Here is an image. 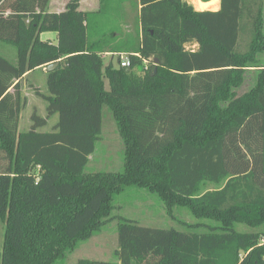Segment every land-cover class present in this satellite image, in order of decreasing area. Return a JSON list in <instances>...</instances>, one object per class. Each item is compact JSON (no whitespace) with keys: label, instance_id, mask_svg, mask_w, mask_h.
<instances>
[{"label":"trees","instance_id":"1","mask_svg":"<svg viewBox=\"0 0 264 264\" xmlns=\"http://www.w3.org/2000/svg\"><path fill=\"white\" fill-rule=\"evenodd\" d=\"M48 4L0 0V42L16 53L13 62L0 55V264H57L112 220L113 197L129 187L154 194L169 218L185 207L196 221L183 232L118 217L115 260L72 264H264V0H220L215 12L137 0L136 38L112 32L93 43L79 0L60 13ZM245 22L251 39L240 52ZM46 32L55 44L40 39ZM55 63L48 95L35 89L46 118L34 110L19 132L20 80ZM103 106L120 132L123 169L86 173ZM54 115L51 132L37 131ZM205 183L222 186L198 194Z\"/></svg>","mask_w":264,"mask_h":264},{"label":"rangeland","instance_id":"2","mask_svg":"<svg viewBox=\"0 0 264 264\" xmlns=\"http://www.w3.org/2000/svg\"><path fill=\"white\" fill-rule=\"evenodd\" d=\"M185 1L189 2V4L195 9L191 4L192 0ZM119 2L120 0H108L103 3L100 12L97 11L87 14L89 43L95 42L102 36L110 38L112 32H116L120 35L128 32L133 37H137L139 30L137 0H125V5H120ZM213 5L214 3H210V6ZM197 7L198 6H196V8ZM45 37V34H43L40 39L45 40ZM250 39V23L245 22L242 24V31L239 38L238 50L240 52L246 50ZM104 44L106 43H102V45ZM3 46L9 47L12 49L13 53H15L12 46L4 44ZM186 49L194 50L196 49V45H188L186 46ZM110 59L111 56H104V64H107ZM9 60L13 62L12 60L14 59L12 58ZM116 60V56H113L112 62L115 67L117 66ZM119 60L120 66H122L121 63L126 65V58H124V60L119 58ZM44 74L45 75L37 71L31 73L28 77L23 78L20 82L21 94L26 97V105L20 113L18 124L19 132H26L30 129V125L32 124L30 117L34 110L39 116L46 118L47 103L35 94V89L37 88L39 93L48 95L45 71ZM250 83L251 80L248 77V81L242 87L243 89H241V91L247 89V86ZM105 89H108L106 81ZM101 116L102 126L100 137L95 144L93 154L89 157L85 172H122L124 145L120 137L117 123L112 111L107 106H103ZM57 118V115L51 116L48 118L46 126L37 131L51 132L52 127L57 122ZM221 186L222 183H205L200 187L198 194L217 190ZM113 206L114 208L110 214V217H113L112 220L103 226L99 232L92 235L87 241L77 242L74 249L64 258L59 260L57 264H72L82 258L98 261H114L115 258L113 252L117 248L118 217L134 220L141 226L162 229L174 228L183 232H186L185 224L194 223L196 221L189 209L185 207H175L172 211L174 219L169 218L162 202L154 194L136 187L126 188L122 194L114 196ZM237 229L241 231L253 230L241 225L237 226ZM4 230V221L0 219V250L2 249Z\"/></svg>","mask_w":264,"mask_h":264},{"label":"crops","instance_id":"3","mask_svg":"<svg viewBox=\"0 0 264 264\" xmlns=\"http://www.w3.org/2000/svg\"><path fill=\"white\" fill-rule=\"evenodd\" d=\"M68 0H49V4H48V12H51V13H60L64 10V7H65V4ZM202 4V5H207V4H210V3H215L213 6H207V7H200L198 4L199 3ZM189 3V2H188ZM124 4V3H123ZM194 7H195V10L196 11H217L220 7V0H209L207 2H203L201 0H192V3H191ZM125 5V4H124ZM101 4H100V0H79V9L82 11V12H85V13H94V12H97L99 11V8H100ZM196 6H198L196 8ZM139 8V7H138ZM128 32L126 33H122L121 35L118 34V39L122 38L125 34H127ZM45 34V40L43 41H47L51 44H55L56 41H57V34L54 33V32H46V33H42L40 35V38L41 36ZM4 45H9V44H6V43H1L0 42V55L4 58H7L8 60L9 59H14L12 61H15L16 59V53H13L12 49H10L9 47L7 46H3ZM109 54H104V56H107ZM41 72L43 75L44 74V71L45 69L43 68H39V69H35L33 71H30L28 72L27 74H25V76L23 78H26L28 77L29 75H31V73H34V72ZM46 72V71H45ZM22 78V79H23ZM21 79V80H22ZM20 80V82H21ZM12 91V88H10L8 90V92H11Z\"/></svg>","mask_w":264,"mask_h":264},{"label":"water","instance_id":"4","mask_svg":"<svg viewBox=\"0 0 264 264\" xmlns=\"http://www.w3.org/2000/svg\"><path fill=\"white\" fill-rule=\"evenodd\" d=\"M55 67H57V64L55 63V64H52V65H49V66H47L46 68H45V71H51V70H53Z\"/></svg>","mask_w":264,"mask_h":264},{"label":"built area","instance_id":"5","mask_svg":"<svg viewBox=\"0 0 264 264\" xmlns=\"http://www.w3.org/2000/svg\"><path fill=\"white\" fill-rule=\"evenodd\" d=\"M120 58H121L122 60H124L125 57H124V56H120ZM121 65H122V66H125L124 63H121Z\"/></svg>","mask_w":264,"mask_h":264}]
</instances>
